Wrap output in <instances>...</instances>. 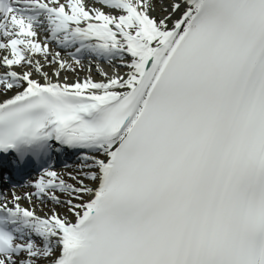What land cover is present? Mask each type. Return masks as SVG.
<instances>
[{
  "label": "snow or ice",
  "instance_id": "obj_1",
  "mask_svg": "<svg viewBox=\"0 0 264 264\" xmlns=\"http://www.w3.org/2000/svg\"><path fill=\"white\" fill-rule=\"evenodd\" d=\"M6 166L0 264H264V0H0Z\"/></svg>",
  "mask_w": 264,
  "mask_h": 264
},
{
  "label": "rangeland",
  "instance_id": "obj_2",
  "mask_svg": "<svg viewBox=\"0 0 264 264\" xmlns=\"http://www.w3.org/2000/svg\"><path fill=\"white\" fill-rule=\"evenodd\" d=\"M50 70L51 69H46V71H50ZM77 74H78L77 71H75V72L69 71V72L63 73L61 75V78L60 79L64 80L65 76L67 77V79H76L77 77H79L80 79H84V77H80V75L79 74L77 75ZM88 77H90V78L93 79V76L92 75H89Z\"/></svg>",
  "mask_w": 264,
  "mask_h": 264
},
{
  "label": "bare ground",
  "instance_id": "obj_3",
  "mask_svg": "<svg viewBox=\"0 0 264 264\" xmlns=\"http://www.w3.org/2000/svg\"><path fill=\"white\" fill-rule=\"evenodd\" d=\"M158 8L160 7L159 5L157 6ZM121 70H123V69H121ZM51 71V70H50ZM66 175V174H65ZM64 174H63V176H65ZM17 195H22V194H20V193H17V192H15ZM21 204L23 205V200L21 201ZM48 207H52V205L49 203L45 208H44V211L46 210L47 211V208ZM36 208H37V213H38V209H40L41 208V205L39 204V203H36Z\"/></svg>",
  "mask_w": 264,
  "mask_h": 264
}]
</instances>
